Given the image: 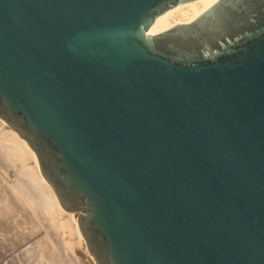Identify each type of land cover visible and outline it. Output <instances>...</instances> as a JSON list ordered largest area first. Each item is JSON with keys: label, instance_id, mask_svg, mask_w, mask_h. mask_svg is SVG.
<instances>
[{"label": "water", "instance_id": "95a60500", "mask_svg": "<svg viewBox=\"0 0 264 264\" xmlns=\"http://www.w3.org/2000/svg\"><path fill=\"white\" fill-rule=\"evenodd\" d=\"M0 0V117L95 264H264V0Z\"/></svg>", "mask_w": 264, "mask_h": 264}, {"label": "bare ground", "instance_id": "6f19581e", "mask_svg": "<svg viewBox=\"0 0 264 264\" xmlns=\"http://www.w3.org/2000/svg\"><path fill=\"white\" fill-rule=\"evenodd\" d=\"M216 1L218 0H191L179 3L160 14L156 18L155 23L149 28L148 33H158L176 24L188 23L202 14ZM0 133L5 134V137H7L6 139L0 137V139L3 141L10 140L11 143L13 142V146L16 147L15 150H17V152L15 151L16 154L20 153L19 156L22 158V160H20V157V159L18 158L21 164L18 163V160L16 161V165H19V167H15V165V168L13 166L11 168L7 160L10 153L8 152V155H4L0 152V173L8 179L16 177L15 179L19 178L27 183L30 205L39 206L41 209L47 210L48 205L51 203L57 211L55 223L60 228L62 235H67L64 237L66 238L65 243L67 242L73 248L82 246L84 251L89 254L78 228L75 213L62 208L52 186L41 174L37 156L27 141L20 137L15 130L10 128L1 117ZM5 146H8V144H5ZM5 156L8 157L5 158ZM8 217V215L0 217V264H36L32 242H24L23 238L20 237V229L22 225H25V219L19 222L20 217L18 219L15 217L13 219L14 221L10 220L8 222ZM59 243L62 245L64 241ZM62 253L66 260L71 257V253L69 255L66 253V248H63ZM74 264H79V261L75 260Z\"/></svg>", "mask_w": 264, "mask_h": 264}, {"label": "rangeland", "instance_id": "374dc122", "mask_svg": "<svg viewBox=\"0 0 264 264\" xmlns=\"http://www.w3.org/2000/svg\"><path fill=\"white\" fill-rule=\"evenodd\" d=\"M5 136V134L0 133L1 138L4 137L6 139L7 137ZM5 144H8V146H5ZM13 145L10 140L3 141L0 139V152L4 155L8 152L10 153L9 157L5 156V158L8 157L7 160L11 168L16 165L17 160L21 164L19 161L21 158L19 156L20 153L16 154L17 150H15L16 147ZM3 150L6 151L4 152ZM15 167H19V165ZM0 176V217L8 215V222L10 220L14 221L15 217L17 219L20 217L19 222L25 219L26 223L20 229V237L23 238L24 242H32L36 264H74L75 260H78L79 264H95L92 255L86 253L82 246L73 248L67 242V244L65 243L66 238L64 237L67 235H62L60 228L57 227L55 223L57 211L51 203L48 205L47 210H43L39 206L30 205L27 183L25 181L19 178L15 179L16 177L8 179L2 173H0ZM61 241H64L62 245L59 243ZM63 248H66L68 255L71 253V257L67 260L63 256Z\"/></svg>", "mask_w": 264, "mask_h": 264}]
</instances>
